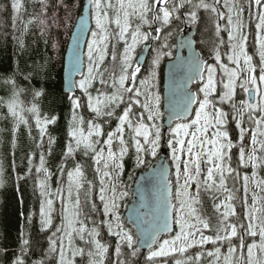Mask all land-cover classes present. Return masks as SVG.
<instances>
[{
    "label": "rangeland",
    "instance_id": "obj_1",
    "mask_svg": "<svg viewBox=\"0 0 264 264\" xmlns=\"http://www.w3.org/2000/svg\"><path fill=\"white\" fill-rule=\"evenodd\" d=\"M93 1L94 27L88 42L89 48L87 46L86 49L87 56L85 55L86 67L89 71L87 77L78 85L81 94L73 100V103L75 108L86 109L88 114H91L90 131L84 132L80 129L78 132V148L80 149L82 145L91 150L93 155L90 162L95 169L93 180L96 184L90 181L80 188L77 194L76 192L71 194V191L67 190L60 200L56 199L61 217V229L69 230L68 233L66 231V237L69 235L73 242L85 240L86 234L83 235L73 227L72 218L79 226V219L73 211L74 207L77 211V205L83 206L85 210L82 216L83 221L99 228L96 218L101 202L105 225L110 227L111 237L107 239L109 240L108 248L105 247L101 237L93 239L91 236L89 240L86 239L84 243L88 241V244L93 239L90 244L93 252L90 254V264H124L123 258L126 255L132 258L139 241L134 234V229L127 224L126 217L118 215V213H124L128 205V190H125V194H121L123 182H119L118 176L124 170L125 165L122 160L129 152L127 136L131 133L135 138L137 158L142 160L146 157L150 162L156 161L161 149L166 146L170 152L169 161L173 167L172 179L176 188L174 199L177 207L178 230L173 236L162 239L158 247L146 255L148 264H186L195 248L200 245V237L206 238L205 246L212 254H217L220 264H241V259L238 260L235 254L240 249L232 242L237 235L241 234L240 228L233 225L227 226V232L224 234V240L227 242L222 247L218 240L203 235L204 227L193 219L194 197L198 187L196 180L200 177L206 182V187L219 190L223 182L220 179L216 181L215 176L243 180L245 202L252 214L247 233L248 237L254 239L246 244L244 264H264V228L258 221L260 207L256 200L258 195L264 196V183L261 181L255 184L257 180L255 172L258 168L257 152L261 149L264 132V1L258 3L253 0L257 10L253 17V22L256 23L253 38L246 30H243L242 23L235 17L236 2L234 0H213L209 5L207 0H184L183 6L181 3L177 4L178 8L184 11L186 20L188 18L191 20L198 14L196 12L194 16L190 12L191 4L195 1L203 10L207 11L209 7L218 9L219 13L216 12V16L221 15V6L230 8L226 14H222V19L218 17L217 26L220 36L222 31L227 32V41L231 47L229 63L224 65L223 62H218L219 69L208 67L205 83L197 87L200 97L203 96V98L195 117L189 122L176 124L166 142L163 137L164 114L161 108L163 100L161 67L164 61L173 58L169 33L161 36V44L156 49L149 71L145 75L140 76L137 59L144 50L147 40L152 37L150 30L154 22L160 20L165 24L166 29L168 26L173 27V19H177L178 10H175L172 15L171 9L166 7V4L170 5L168 0H119L120 10L123 13L110 27L113 22L110 21L111 8L105 10L103 6L99 15L101 0ZM179 2L182 1L179 0ZM103 10L105 15H102ZM114 12L116 17L115 8ZM131 15L136 24L132 23ZM254 39L256 52L261 56L262 65L260 66L256 65L254 58L251 61L244 58L248 49L246 43ZM108 54H113L123 67L122 74L113 76L110 87L115 93L117 92L118 97L126 95L124 99L127 102L121 99V105L126 103L127 106L125 111H121L115 119L111 115L104 123L106 125L104 127L99 124V118L105 111L102 108L107 107L103 105L105 102L96 100L92 104L91 99H84L82 95L85 94L87 85L92 80L98 77L103 78V74L99 76L98 72L101 62ZM214 57L221 60L218 55ZM88 59L91 60L90 69ZM92 60H94L93 63ZM85 75L86 73L83 77ZM239 91L245 96L243 101H237ZM250 91L257 92L254 104L248 98ZM114 100L113 98L112 101ZM231 100H235L234 105L230 104ZM224 105L233 106L236 110L234 113L238 114L237 117L234 115L232 118L240 133L235 142L238 146L240 145L237 153H233L238 146L234 145L228 129L229 119L226 120L225 111L222 108ZM136 108L140 111L136 110L135 113ZM245 111L247 114L244 113ZM137 113L140 114V122L135 119ZM136 164H138L136 167L145 166V163L139 160ZM95 186L99 188L98 193ZM126 186L129 188V185L126 184ZM228 202V198L220 197L219 204L223 212H228ZM80 212L82 209L77 211V214L79 215ZM110 223L113 225L110 226ZM191 230L195 233L192 241ZM241 236L244 235L241 234ZM60 248L59 264H77L76 260L82 256L81 248L70 252V246L66 242H63ZM220 249L221 252L218 253Z\"/></svg>",
    "mask_w": 264,
    "mask_h": 264
},
{
    "label": "trees",
    "instance_id": "obj_2",
    "mask_svg": "<svg viewBox=\"0 0 264 264\" xmlns=\"http://www.w3.org/2000/svg\"><path fill=\"white\" fill-rule=\"evenodd\" d=\"M87 1L0 0V264H59L63 242L69 244L70 252L81 248L82 256L76 260L77 264H90L93 239L101 237L105 247L109 245L110 227L105 225L101 202L96 218L99 228L83 221V206L77 205L78 212L82 209L79 215L74 207L79 226L72 218L73 227L86 234L83 242H73L69 235L66 237L69 230L61 229L59 206L56 204V199L60 200L65 191L77 194L90 181L96 184L93 180L95 169L90 162L93 154L85 146L78 148L80 129L90 131L89 114L86 109L74 107L73 100L79 95L70 96L64 91L66 53ZM210 1L207 0V5ZM234 1L235 17L248 25L253 21V17H250L253 0ZM178 3L184 5L183 2ZM103 6L105 10L111 8L112 27L116 18L123 13L119 0H101L99 15ZM114 8L117 10L116 17ZM206 12L199 8V14H202L199 20V47L206 56H210L211 50L215 52L222 40L217 20L223 16L214 15L210 21ZM131 20L137 23L133 15ZM181 20L184 24L182 16ZM187 21L188 25L191 24L192 18ZM222 36L225 37V34ZM203 40L208 42V47ZM122 70L113 54H108L98 72L99 76L103 74V78L92 80L82 95L84 99H91L92 104L99 99L101 103L105 102L103 105L107 107L102 108L105 113L99 118V124L104 127L111 115L115 119L127 106L126 103L121 105V99L126 95L118 97L110 87L113 76L122 74ZM244 97L239 91L237 101H243ZM230 104L234 105L235 100H231ZM222 108L226 120L229 119L228 129L236 139L234 142H237L232 118L238 114L234 113L236 110L233 106L224 105ZM127 140L129 152L124 170L118 177L119 182H123L121 194L128 190V204L131 198L129 190L136 179L137 170L142 166L132 165L131 161L134 163L136 159L135 138L129 133ZM259 151L261 162H257L256 185L261 181L264 183V132ZM150 165V161H147L143 168ZM215 179L223 182L219 190L206 187V182L200 177L196 180L198 187L194 197L193 219L204 227L203 235L218 240L222 247L227 242L224 240L227 226L240 228L244 236L240 234L232 240L234 246L240 249L235 253L239 260L242 259L243 242L246 246L254 240L247 233L252 214L245 202L244 183L242 179L234 177L215 176ZM95 190L98 193L99 188L95 186ZM220 197L229 199L227 213L222 211ZM256 200L260 207L258 221L264 228V196L258 195ZM118 206L119 200L116 212ZM125 211L117 213L125 217ZM91 236L90 244L88 241L84 243ZM194 237L195 233L191 230V241ZM200 240V245L192 254L189 253L192 257L188 258L186 264H220L217 254H212L205 246L206 238L200 237ZM134 251L132 258L130 255L123 258L124 264H148L147 254L136 249Z\"/></svg>",
    "mask_w": 264,
    "mask_h": 264
},
{
    "label": "water",
    "instance_id": "obj_3",
    "mask_svg": "<svg viewBox=\"0 0 264 264\" xmlns=\"http://www.w3.org/2000/svg\"><path fill=\"white\" fill-rule=\"evenodd\" d=\"M92 9L93 1L88 0L83 14L77 20L66 53L64 91L70 96L77 94L78 79L85 73V54L93 30ZM197 28V25H194L185 36L179 37L177 57L165 67V134H168L175 124L193 119L199 105L200 97L195 87L205 82L209 58H204L197 48ZM157 38L158 32L153 30L150 44L137 59L140 68L146 65ZM184 52H187L186 56ZM249 96L254 104L255 92H251ZM136 119L140 121L139 115H136ZM169 159L168 150H162L158 161L138 173L131 189L132 199L125 217L127 224L134 228V234L139 241L137 250L144 254L154 249L162 238L173 235L176 231V206L173 201L175 188Z\"/></svg>",
    "mask_w": 264,
    "mask_h": 264
},
{
    "label": "flooded vegetation",
    "instance_id": "obj_4",
    "mask_svg": "<svg viewBox=\"0 0 264 264\" xmlns=\"http://www.w3.org/2000/svg\"><path fill=\"white\" fill-rule=\"evenodd\" d=\"M177 1L179 2V0H168V3H170V5H167L166 4V7H168L169 9H171V14L173 15V12H175V10H178V16H177V19H173V27H167V29L165 28V24H163L162 22H160V20L157 22V21H155L154 22V24H153V26H152V29L150 30V32L152 33V31L153 30H157V32H158V38L154 41V44H153V46H152V48H151V51H150V54H149V56H148V59H147V63H146V65L143 67V68H140L139 66V69H140V71H141V75L140 76H142V75H145L146 73H148V71H149V67L151 66V62H152V60H153V56H154V54H155V51H156V49L159 47V45L161 44V36H164L166 33H169L168 35H169V38H170V50H171V54H172V56H173V58L172 59H170L169 60V58H168V60L167 61H164V63H163V65H162V69H161V80H162V94L164 95V77H165V67H166V65H167V63L169 62V61H172V60H175L176 59V57H177V54H178V50H179V48H178V41H179V37H181V36H185V34L186 33H188L189 32V29H190V27H192V26H194V25H197V33H196V37H195V40H196V43H197V48H198V50L202 53V55L204 56V58H209V63H208V67H218V69H219V65H218V62H223V64L224 65H227V63H229V60H228V56H229V48L231 47V45L229 44V42L227 41V37H228V35H227V32L226 31H222L223 33L222 34H225V37H223V36H221L222 37V40H220L219 41V46L217 47V49L215 50V52H213V49L211 50V55H212V57H210V56H206L203 52H202V50L200 49V44H199V20H200V17L202 18V14H199V6H198V0L197 1H195V2H193V4H191V8H190V12H191V14H193L194 16L196 15V12H198V14L196 15V17L195 18H192V23L191 24H189L188 25V21L186 20L187 18H186V16H185V13H184V11H182V10H180L179 8H178V5H177ZM182 2L184 1V0H181ZM264 1V0H263ZM263 1H258V3H263ZM213 2V0L212 1H210V3L209 4H211ZM253 3H254V1H253ZM227 10H230V8H225L224 6H221V15L222 14H226L227 13ZM216 12H218L219 13V11H218V9H216L215 8V10H214V8H212V7H209L208 8V10H207V12H206V17H207V19L208 20H212V18L214 17V15H215V13ZM257 12V10H256V7H254V4H253V7L250 9V17L252 18V17H254V14ZM181 13H184V14H181ZM181 16L184 18V21H185V23L183 24L182 23V20H181ZM223 16V15H222ZM179 21H180V24H178L179 23ZM164 28V29H163ZM163 29V30H162ZM255 29V26H253V21H251V22H249L248 23V25H247V27H246V29H243V30H246L248 33H249V35H250V37L251 38H253L254 37V33H253V31L252 30H254ZM241 31H242V29H241ZM150 33V34H151ZM159 33H160V35H159ZM219 33V32H218ZM152 38V37H151ZM250 39V38H249ZM150 42H151V39L150 40H147V43L145 44V47L148 45V44H150ZM205 45H206V47H208L209 46V44H208V42H206V40H203L202 41ZM246 46H248V49L246 50L247 52H246V57H244L247 61H251V59L252 58H254V60L256 61L255 63H257L256 65L258 66H260V65H262V63H261V60H260V55L256 52V49H255V47H256V41H255V39H254V41L253 40H249L247 43H246ZM187 55V52H184V56H186ZM220 56V58H221V60L219 61V59H217L216 57H214V56ZM89 60V59H88ZM138 65V64H137ZM90 69V68H89ZM208 69V68H207ZM89 71V70H88ZM88 71H87V73H88ZM87 73H86V75L82 78V79H79V81H78V85L80 84V82L82 81V80H84L86 77H87ZM116 76V75H115ZM79 93H80V90H79ZM255 93L257 94V92L255 91ZM81 94V93H80ZM80 96V95H79ZM78 96V97H79ZM100 98V97H99ZM249 98V97H248ZM99 100H101V99H99ZM250 101V100H249ZM248 102V101H247ZM247 104V103H246ZM136 107V106H135ZM136 110H138V111H140L139 109H134V112L136 113ZM244 113H246L247 114V111H245ZM91 115V114H90ZM89 115V118H91V116ZM136 115H139L140 116V114L139 113H137ZM83 116H85V115H83ZM138 122H140V121H138ZM233 123V126H234V129L236 130V137H237V140H238V136H240V133H239V129L237 128V126H236V122L234 121V122H232ZM230 131V130H229ZM163 137H164V139H165V142L167 141V139H169V134H165V132H164V130H163ZM231 137H232V139H233V141L234 140H236L234 137H233V134H231ZM233 143H235V142H233ZM234 145H237L236 143L234 144ZM238 146V145H237ZM240 146V145H239ZM239 146H238V148L237 149H235L234 151H233V153L235 152V153H237V151L239 150ZM164 148V147H163ZM260 151H258L257 152V162H261V154L259 153ZM127 157V156H126ZM135 161H134V163L131 161V163H132V165H138V164H136V161L137 160H139V162H141V161H143V163H147V161H149V160H147V158L145 157L143 160L142 159H140V158H137V153H136V155H135ZM234 159L237 161V158H235L234 157ZM126 158H123V160H122V163H123V165H125V163H126ZM155 162V161H154ZM154 162H152V164L154 163ZM173 183H174V181H173ZM174 188H175V183H174ZM175 192H176V188H175ZM175 192H174V197H173V201H174V204H175ZM130 202H131V198H130ZM130 202L128 203V205H127V208H128V206H129V204H130ZM175 206H176V204H175ZM177 208V207H176ZM176 208H175V215H176ZM126 211H127V209H126ZM126 213V212H125ZM246 246H245V242L243 243V248H242V260H241V264H243V254L246 252Z\"/></svg>",
    "mask_w": 264,
    "mask_h": 264
},
{
    "label": "bare ground",
    "instance_id": "obj_5",
    "mask_svg": "<svg viewBox=\"0 0 264 264\" xmlns=\"http://www.w3.org/2000/svg\"><path fill=\"white\" fill-rule=\"evenodd\" d=\"M12 151V150H11ZM16 153V152H15Z\"/></svg>",
    "mask_w": 264,
    "mask_h": 264
}]
</instances>
